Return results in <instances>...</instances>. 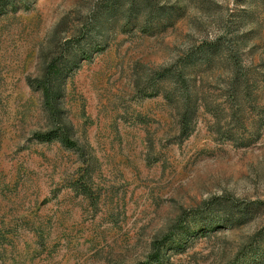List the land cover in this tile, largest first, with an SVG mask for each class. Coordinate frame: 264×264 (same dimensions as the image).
Masks as SVG:
<instances>
[{
  "label": "rangeland",
  "instance_id": "obj_1",
  "mask_svg": "<svg viewBox=\"0 0 264 264\" xmlns=\"http://www.w3.org/2000/svg\"><path fill=\"white\" fill-rule=\"evenodd\" d=\"M110 1L0 0V264H264V0Z\"/></svg>",
  "mask_w": 264,
  "mask_h": 264
},
{
  "label": "trees",
  "instance_id": "obj_2",
  "mask_svg": "<svg viewBox=\"0 0 264 264\" xmlns=\"http://www.w3.org/2000/svg\"><path fill=\"white\" fill-rule=\"evenodd\" d=\"M105 7L101 13L100 33H104L106 30L111 31L118 26L120 21H123L126 26L133 25L142 29L148 25L147 17L151 13L148 11V7L139 0H111ZM60 76L61 71L57 67L50 66L45 70L42 79L35 87L43 100L44 111L52 122V129L39 138L46 142L55 141L75 146L70 141L68 131L60 125L59 97L62 94V87L57 82L52 84L49 81V78L58 79ZM154 258H158V249Z\"/></svg>",
  "mask_w": 264,
  "mask_h": 264
}]
</instances>
